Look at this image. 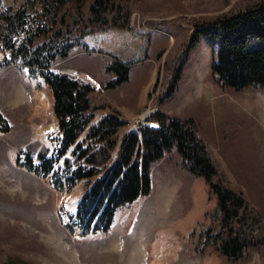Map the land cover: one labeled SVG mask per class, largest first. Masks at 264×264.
I'll use <instances>...</instances> for the list:
<instances>
[{
  "label": "rangeland",
  "instance_id": "1",
  "mask_svg": "<svg viewBox=\"0 0 264 264\" xmlns=\"http://www.w3.org/2000/svg\"><path fill=\"white\" fill-rule=\"evenodd\" d=\"M237 1L133 0L128 29L86 34V47H76L54 68L83 80L85 74L100 85L112 76L102 67L113 57L128 63L125 83L93 94L130 117L120 135L138 130L137 124L157 127L152 114L137 118L143 110L142 118L158 109L192 119L232 188L260 213L258 240L264 236V90L236 92L219 85L210 73L211 44L202 40L187 48L190 25L232 10ZM21 2L2 0V6ZM180 17L186 21H174ZM50 99L49 87L36 74L0 64V264L10 258L26 264H264L259 247L233 262L204 246L214 200L202 178L180 168L176 148L153 164L151 192L117 208L109 230L84 235L76 227L69 230L67 216L75 211L82 183L59 191L48 178L16 164L18 153L34 161L39 153L52 155L57 125Z\"/></svg>",
  "mask_w": 264,
  "mask_h": 264
},
{
  "label": "trees",
  "instance_id": "2",
  "mask_svg": "<svg viewBox=\"0 0 264 264\" xmlns=\"http://www.w3.org/2000/svg\"><path fill=\"white\" fill-rule=\"evenodd\" d=\"M132 5L133 0H22L3 7L0 0V64L19 63L45 82L57 125L52 155L39 153L34 161L27 153L21 165L38 176H49L59 190L69 191L82 183V195L69 219L84 235L109 230L117 208L148 195L153 164L176 148L181 168L202 178L214 200L204 246L233 262L250 247H259L264 255V236L255 237L262 222L260 213L232 188L192 119L181 120L157 109L150 117L157 127L120 135L128 120L116 107L101 96L93 97L96 89L90 83L53 71L57 62L84 46L86 34L128 29ZM190 28L187 48L194 49L202 40L211 44L210 73L219 85L236 92L264 90V0H238L232 10ZM113 59L102 67L112 75L99 86L102 91L128 79L129 64ZM177 77L178 73L174 81ZM103 109L108 113L92 123L95 112ZM61 159L62 166L57 167ZM4 264L26 262L10 258Z\"/></svg>",
  "mask_w": 264,
  "mask_h": 264
},
{
  "label": "bare ground",
  "instance_id": "3",
  "mask_svg": "<svg viewBox=\"0 0 264 264\" xmlns=\"http://www.w3.org/2000/svg\"><path fill=\"white\" fill-rule=\"evenodd\" d=\"M150 113H151V112H149L148 114H145V115L143 116V118H144V117H147Z\"/></svg>",
  "mask_w": 264,
  "mask_h": 264
},
{
  "label": "crops",
  "instance_id": "4",
  "mask_svg": "<svg viewBox=\"0 0 264 264\" xmlns=\"http://www.w3.org/2000/svg\"><path fill=\"white\" fill-rule=\"evenodd\" d=\"M101 111H103V110H101ZM100 112V111H99ZM104 112V111H103ZM98 113V112H97ZM144 113V112H143ZM103 115H105V112L103 113Z\"/></svg>",
  "mask_w": 264,
  "mask_h": 264
}]
</instances>
